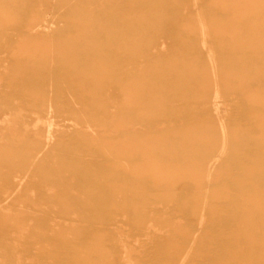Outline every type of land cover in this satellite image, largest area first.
I'll list each match as a JSON object with an SVG mask.
<instances>
[{
	"label": "rangeland",
	"instance_id": "obj_1",
	"mask_svg": "<svg viewBox=\"0 0 264 264\" xmlns=\"http://www.w3.org/2000/svg\"><path fill=\"white\" fill-rule=\"evenodd\" d=\"M0 19V264H264V0Z\"/></svg>",
	"mask_w": 264,
	"mask_h": 264
},
{
	"label": "bare ground",
	"instance_id": "obj_2",
	"mask_svg": "<svg viewBox=\"0 0 264 264\" xmlns=\"http://www.w3.org/2000/svg\"><path fill=\"white\" fill-rule=\"evenodd\" d=\"M105 1H106V0H105ZM92 3H93V1H92ZM96 3H97V2H96ZM101 3H102V2H101ZM94 4H95V0H94ZM92 5H93V4H92ZM6 15H7V14H6ZM0 20H1V19H0ZM4 21H5V20H4ZM3 23H4V22H3ZM5 23H6V21H5ZM41 26H42V25H41ZM43 30L46 31V34H47V33H51V31H49L50 28H47V27H44V26H43L42 31H43ZM42 34H43V32H42ZM31 37H32V36H31ZM48 41H49V40H48ZM173 44H174V42H173ZM47 50H48V49H47ZM48 51H49V50H48ZM44 52H45V51H44ZM52 52H53V51H52ZM136 55H137V54H136ZM130 63H131V62H130ZM141 73H143V72H141ZM141 75H142V74H141ZM131 78H132V77H131ZM134 79H135V78H134ZM134 79H133V80H134ZM127 80H128V79H127ZM127 80H126V81H127ZM126 83H127V82H126ZM126 85H127V84H126ZM128 85H129V84H128ZM128 85H127V87L129 88ZM124 87H125V86H124ZM144 89H145V88H144ZM141 90H142V89H141ZM146 91H148V90H146ZM130 95H131V93H130ZM145 96H147V95L145 94ZM140 97H141V96H140ZM124 99H127V98H124ZM121 100H122V99H121ZM127 100H128V99H127ZM123 101L126 102V100H123ZM121 102H122V101H121ZM135 102H136V100H135ZM121 104H122V103H121ZM130 104H131V103H130ZM133 104H134V103H133ZM123 105H124V104H123ZM123 105H122V106H123ZM14 106H15V105H14ZM132 106H134V105H132ZM5 119H6V118H5ZM213 160H214V159H213Z\"/></svg>",
	"mask_w": 264,
	"mask_h": 264
}]
</instances>
